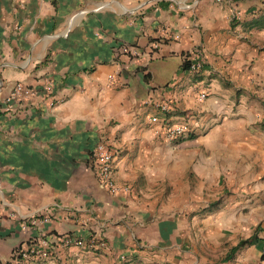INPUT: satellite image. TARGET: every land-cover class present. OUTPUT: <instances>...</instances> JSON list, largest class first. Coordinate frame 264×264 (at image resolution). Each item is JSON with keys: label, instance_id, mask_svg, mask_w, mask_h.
Segmentation results:
<instances>
[{"label": "crops", "instance_id": "crops-1", "mask_svg": "<svg viewBox=\"0 0 264 264\" xmlns=\"http://www.w3.org/2000/svg\"><path fill=\"white\" fill-rule=\"evenodd\" d=\"M43 241L25 264H261L264 0H0V264Z\"/></svg>", "mask_w": 264, "mask_h": 264}, {"label": "built area", "instance_id": "built-area-1", "mask_svg": "<svg viewBox=\"0 0 264 264\" xmlns=\"http://www.w3.org/2000/svg\"><path fill=\"white\" fill-rule=\"evenodd\" d=\"M240 13H234V18H239ZM125 53H128L127 50H124ZM134 56H137L138 53L133 51L129 52ZM201 67V64L193 63L190 64L188 69L191 72H196ZM35 95V91L32 87L24 86L20 83H16L12 86L10 92L3 100V110L5 112H11L14 110L16 105H19L23 102L30 100ZM201 98H204V95H201ZM156 108L162 112H166L168 109L167 104L156 105ZM155 121V119H151ZM186 128L184 126H174L170 127L165 134V137L168 141H173L175 139L181 138L184 136ZM95 160L98 168V176L100 180L105 184L108 191L116 195L120 192H127L128 187L117 185L112 179V161L113 154L111 150L104 144H98L95 148ZM98 242L96 240H90L87 244L81 239L75 238L73 236L62 237L55 245L56 249L64 250L70 247H82L89 246L93 247ZM51 244L49 242L43 241L40 245H31L26 249H20L14 252L13 254V263L12 264H25L28 261H38L43 260L49 256V249ZM261 264H264V251H263Z\"/></svg>", "mask_w": 264, "mask_h": 264}, {"label": "rangeland", "instance_id": "rangeland-1", "mask_svg": "<svg viewBox=\"0 0 264 264\" xmlns=\"http://www.w3.org/2000/svg\"><path fill=\"white\" fill-rule=\"evenodd\" d=\"M20 84H22V85H24V86H27L25 83H23V82H19ZM14 84H16V83H14ZM14 84H12V85H14Z\"/></svg>", "mask_w": 264, "mask_h": 264}, {"label": "trees", "instance_id": "trees-1", "mask_svg": "<svg viewBox=\"0 0 264 264\" xmlns=\"http://www.w3.org/2000/svg\"><path fill=\"white\" fill-rule=\"evenodd\" d=\"M187 67H189V66H188V64H187V65H186V64H184V68L186 69Z\"/></svg>", "mask_w": 264, "mask_h": 264}]
</instances>
